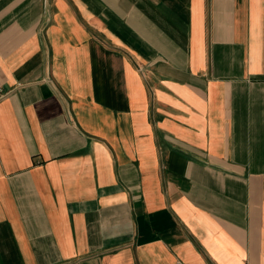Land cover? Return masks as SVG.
<instances>
[{"label": "crops", "instance_id": "1", "mask_svg": "<svg viewBox=\"0 0 264 264\" xmlns=\"http://www.w3.org/2000/svg\"><path fill=\"white\" fill-rule=\"evenodd\" d=\"M0 264H264V0H0Z\"/></svg>", "mask_w": 264, "mask_h": 264}]
</instances>
